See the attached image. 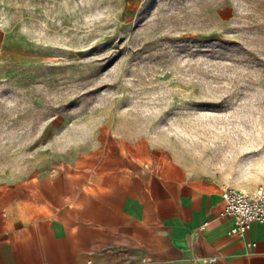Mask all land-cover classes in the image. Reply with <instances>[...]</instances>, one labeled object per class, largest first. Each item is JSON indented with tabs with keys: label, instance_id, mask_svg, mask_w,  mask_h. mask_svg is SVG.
<instances>
[{
	"label": "rangeland",
	"instance_id": "rangeland-1",
	"mask_svg": "<svg viewBox=\"0 0 264 264\" xmlns=\"http://www.w3.org/2000/svg\"><path fill=\"white\" fill-rule=\"evenodd\" d=\"M137 177L264 188V0H0V208Z\"/></svg>",
	"mask_w": 264,
	"mask_h": 264
},
{
	"label": "crops",
	"instance_id": "crops-1",
	"mask_svg": "<svg viewBox=\"0 0 264 264\" xmlns=\"http://www.w3.org/2000/svg\"><path fill=\"white\" fill-rule=\"evenodd\" d=\"M0 208V264H264V221L245 236L219 216V186L204 179L134 178ZM206 222L204 225L203 223Z\"/></svg>",
	"mask_w": 264,
	"mask_h": 264
},
{
	"label": "built area",
	"instance_id": "built-area-1",
	"mask_svg": "<svg viewBox=\"0 0 264 264\" xmlns=\"http://www.w3.org/2000/svg\"><path fill=\"white\" fill-rule=\"evenodd\" d=\"M221 199L222 206L218 215L233 218V225L229 230L231 234L245 236L252 222L264 221L263 187L244 190L234 186H223Z\"/></svg>",
	"mask_w": 264,
	"mask_h": 264
}]
</instances>
